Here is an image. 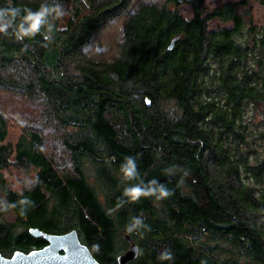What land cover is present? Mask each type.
<instances>
[{"label": "trees", "instance_id": "trees-1", "mask_svg": "<svg viewBox=\"0 0 264 264\" xmlns=\"http://www.w3.org/2000/svg\"><path fill=\"white\" fill-rule=\"evenodd\" d=\"M204 2L0 0L20 10L0 33L4 255L48 243L31 228L77 229L100 264H119L131 243L139 251L127 264H264V129L246 119L264 109V24L247 25L238 1L206 15ZM41 5L48 24L18 39L23 10ZM215 17L233 25L212 28ZM116 21L118 37L100 42ZM10 96L26 104L18 118ZM125 157L133 179L120 171ZM9 168L30 179L15 189ZM152 180L173 194L124 195ZM134 217L145 227L129 232ZM165 249L171 260L158 259Z\"/></svg>", "mask_w": 264, "mask_h": 264}, {"label": "rangeland", "instance_id": "rangeland-1", "mask_svg": "<svg viewBox=\"0 0 264 264\" xmlns=\"http://www.w3.org/2000/svg\"><path fill=\"white\" fill-rule=\"evenodd\" d=\"M226 1H238L239 4L237 6L238 12H240L247 25L264 24V4L260 2V0H248L247 3H241L242 0H205L203 3L204 15L208 14L214 7L221 5ZM179 11L187 18H191L194 15L193 6L190 3H181L179 5ZM233 25V21H223L217 17L210 20V26L212 28L223 27V26H231ZM119 32V22H113L109 25L108 29L101 34L98 38L100 42H106L109 38L116 39L118 37ZM5 91H0V94L4 95ZM1 100V97H0ZM8 107L14 113L15 117H20V113L22 111H27L26 104L21 102L19 98L10 96V100H8ZM254 118V119H252ZM16 119V118H15ZM246 119L250 120V122L255 121V131L259 129H264V109L261 107L260 109L249 108L246 114ZM14 121V120H13ZM21 133V127L18 122H15V125L12 127L10 138L13 141H16L17 137ZM257 135L254 134V136ZM257 138V137H256ZM259 140V139H258ZM5 174L9 183H12V186L15 189H20L23 185V182L28 181L30 178L28 177L26 171H23L18 168H9L5 170ZM3 200V192L0 189V201ZM15 215L13 212H9L6 215V219L13 220Z\"/></svg>", "mask_w": 264, "mask_h": 264}, {"label": "water", "instance_id": "water-1", "mask_svg": "<svg viewBox=\"0 0 264 264\" xmlns=\"http://www.w3.org/2000/svg\"><path fill=\"white\" fill-rule=\"evenodd\" d=\"M177 38H174L171 47ZM35 236H43L48 243L31 251L16 250L11 256L0 251V264H100L87 244L82 242L77 229L64 233H50L31 228ZM137 244L131 243L128 250L118 257L119 264H127L137 255Z\"/></svg>", "mask_w": 264, "mask_h": 264}, {"label": "clouds", "instance_id": "clouds-1", "mask_svg": "<svg viewBox=\"0 0 264 264\" xmlns=\"http://www.w3.org/2000/svg\"><path fill=\"white\" fill-rule=\"evenodd\" d=\"M59 8L60 6L56 5L53 10L56 11L59 16H62L64 13L59 11ZM23 11L25 15L21 18V23L16 29V36L18 39L33 36L40 32L41 27L48 24V16L51 14L49 7H45L44 5H41L40 10L36 12H33L30 9H24ZM19 15L20 10L16 8L0 9V33H6L7 29L13 25L15 18ZM44 38L45 40H48L50 39V36L44 34ZM120 171L127 179H133L138 176L135 159L133 157H125V162L121 165ZM172 194L171 190L162 184H158L156 180L150 181L149 185L145 187L136 185L124 190V195L132 200H138L142 196H155L157 199H164ZM21 203H24V201ZM126 227L127 230L131 232L137 228L145 227V225L141 217H134L132 222ZM94 248L99 251V245H94ZM158 259L171 260V251L165 249V251L160 253Z\"/></svg>", "mask_w": 264, "mask_h": 264}]
</instances>
